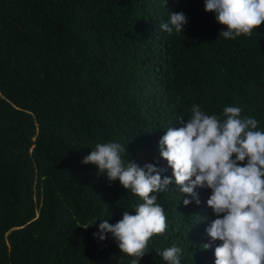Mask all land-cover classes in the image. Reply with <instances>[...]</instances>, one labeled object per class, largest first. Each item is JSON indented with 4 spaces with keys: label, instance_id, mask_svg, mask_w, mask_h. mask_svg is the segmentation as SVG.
Here are the masks:
<instances>
[{
    "label": "trees",
    "instance_id": "16d2710c",
    "mask_svg": "<svg viewBox=\"0 0 264 264\" xmlns=\"http://www.w3.org/2000/svg\"><path fill=\"white\" fill-rule=\"evenodd\" d=\"M169 12L186 15L182 34L160 29ZM222 30L204 0H0V264H131L98 226L142 201L82 164L96 144L120 143L163 178L158 142L194 104L221 118L240 107L264 131V23ZM196 191L188 206L174 184L157 194L168 230L139 264H167L158 253L171 246L181 264H214L220 242L202 249L211 192Z\"/></svg>",
    "mask_w": 264,
    "mask_h": 264
},
{
    "label": "clouds",
    "instance_id": "9594fccd",
    "mask_svg": "<svg viewBox=\"0 0 264 264\" xmlns=\"http://www.w3.org/2000/svg\"><path fill=\"white\" fill-rule=\"evenodd\" d=\"M204 11L215 13L217 23L224 26L219 34L225 39L250 36L264 23V0H204ZM186 23L183 12H169L168 21L159 27L169 35L182 34ZM190 112L183 126L167 127L158 142L171 177L162 178L164 169L154 164L141 167L128 160L127 148L118 142L98 143L83 158L82 164L95 165L96 175L105 176L109 186L119 181L142 201L135 206V214L124 211L115 224L102 219L99 239L110 233L120 252L135 257L131 264H139V258L149 252L150 239L168 230L157 194L174 184L182 196L191 197L183 199L185 206L199 205L196 189L207 188L211 194L206 204L216 218L205 229L210 242L202 244V249L219 241L214 264H264V131L257 130L255 118H242L237 106H225L223 118L207 114L198 104ZM181 252L171 246L158 254L167 264H181Z\"/></svg>",
    "mask_w": 264,
    "mask_h": 264
}]
</instances>
